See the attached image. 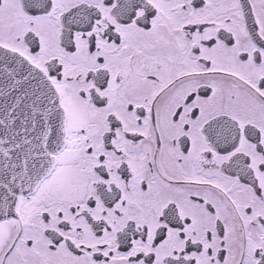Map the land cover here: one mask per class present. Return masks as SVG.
I'll return each mask as SVG.
<instances>
[{
  "label": "snow or ice",
  "instance_id": "snow-or-ice-1",
  "mask_svg": "<svg viewBox=\"0 0 264 264\" xmlns=\"http://www.w3.org/2000/svg\"><path fill=\"white\" fill-rule=\"evenodd\" d=\"M0 264H264V0H0Z\"/></svg>",
  "mask_w": 264,
  "mask_h": 264
}]
</instances>
